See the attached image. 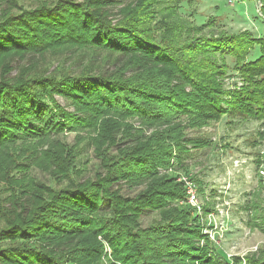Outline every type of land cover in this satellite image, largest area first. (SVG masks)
Returning a JSON list of instances; mask_svg holds the SVG:
<instances>
[{"label": "trees", "instance_id": "trees-1", "mask_svg": "<svg viewBox=\"0 0 264 264\" xmlns=\"http://www.w3.org/2000/svg\"><path fill=\"white\" fill-rule=\"evenodd\" d=\"M256 1L260 34L217 30L214 17L198 25L183 0H0V264H264V252L217 249L204 234L213 209L198 215L177 181L191 176L192 150L213 147L187 131L241 118L264 141ZM71 52L103 54L101 66L34 69ZM67 133L74 144L51 141Z\"/></svg>", "mask_w": 264, "mask_h": 264}, {"label": "rangeland", "instance_id": "rangeland-1", "mask_svg": "<svg viewBox=\"0 0 264 264\" xmlns=\"http://www.w3.org/2000/svg\"><path fill=\"white\" fill-rule=\"evenodd\" d=\"M188 1L183 0L182 13L198 25L206 23L209 17H214L217 30L229 33L248 30L256 34L263 31L256 0ZM102 56L103 54L92 55L90 52H71L56 58H40L34 69L42 71L39 73L56 70L57 73L74 74L85 66H101ZM226 82L228 86L233 80L230 78ZM55 100L60 107L68 112L72 111L62 98L56 97ZM260 126L259 122L253 120L224 117L211 124L207 130L187 131L190 138L209 137L213 142V147L192 150V159L187 164L191 176L205 185L203 195H200L196 184L198 205L201 211L206 203L213 209L204 219L214 220L216 226L212 227L211 242L226 257L244 258L264 252V141L258 137ZM59 139L62 143L72 145L75 134L67 133L51 141ZM14 150L18 151L19 147H12V153H15ZM81 162L88 171L86 174H92L98 169L99 162L91 150L81 158ZM37 169H30L31 176L47 183L48 179ZM138 190L125 188L123 195L133 197ZM250 208L256 209L249 210ZM153 217V212H145L141 218L142 226L147 227ZM106 250L110 253L108 248Z\"/></svg>", "mask_w": 264, "mask_h": 264}, {"label": "built area", "instance_id": "built-area-1", "mask_svg": "<svg viewBox=\"0 0 264 264\" xmlns=\"http://www.w3.org/2000/svg\"><path fill=\"white\" fill-rule=\"evenodd\" d=\"M208 128H206V130ZM177 181L183 182V184H184V186L186 188V194H187V199H188L187 202H188V204L191 205L195 209V211H196V213L198 215H202L201 208L198 205L197 188H196L195 183L192 182L191 180H189V178L184 177V176H179L178 179H177ZM205 222H206L205 223L206 224V228L204 229V234H206L207 237L210 240H213V235H212L211 231H212V227L213 226H216L215 223H214V220H207V219H205ZM209 226H211V229H208ZM230 257L231 256L228 255V258H230Z\"/></svg>", "mask_w": 264, "mask_h": 264}]
</instances>
